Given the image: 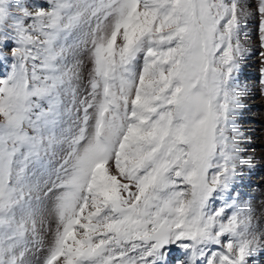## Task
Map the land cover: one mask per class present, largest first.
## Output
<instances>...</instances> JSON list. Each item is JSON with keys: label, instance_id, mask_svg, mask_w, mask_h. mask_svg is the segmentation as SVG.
<instances>
[{"label": "snow or ice", "instance_id": "1", "mask_svg": "<svg viewBox=\"0 0 264 264\" xmlns=\"http://www.w3.org/2000/svg\"><path fill=\"white\" fill-rule=\"evenodd\" d=\"M261 107L264 0H0V264H264Z\"/></svg>", "mask_w": 264, "mask_h": 264}, {"label": "rangeland", "instance_id": "2", "mask_svg": "<svg viewBox=\"0 0 264 264\" xmlns=\"http://www.w3.org/2000/svg\"><path fill=\"white\" fill-rule=\"evenodd\" d=\"M256 103L259 104V100H257ZM261 111H264V107L253 109V112H254V113H258V112H261ZM250 150H251V149H250ZM250 150H249V151H250Z\"/></svg>", "mask_w": 264, "mask_h": 264}, {"label": "bare ground", "instance_id": "3", "mask_svg": "<svg viewBox=\"0 0 264 264\" xmlns=\"http://www.w3.org/2000/svg\"><path fill=\"white\" fill-rule=\"evenodd\" d=\"M241 127H242V130H245V129H247V128L249 127V125H248L247 122L242 121V122H241ZM250 151H251V150H250Z\"/></svg>", "mask_w": 264, "mask_h": 264}]
</instances>
